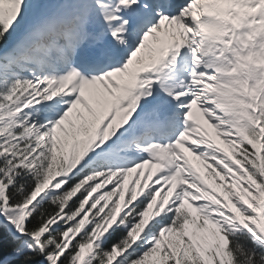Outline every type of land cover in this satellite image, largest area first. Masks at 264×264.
Instances as JSON below:
<instances>
[{
    "label": "snow or ice",
    "instance_id": "6c2138e0",
    "mask_svg": "<svg viewBox=\"0 0 264 264\" xmlns=\"http://www.w3.org/2000/svg\"><path fill=\"white\" fill-rule=\"evenodd\" d=\"M0 264H264V0H0Z\"/></svg>",
    "mask_w": 264,
    "mask_h": 264
}]
</instances>
